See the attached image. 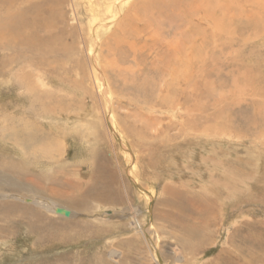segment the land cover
I'll use <instances>...</instances> for the list:
<instances>
[{"label": "rangeland", "instance_id": "374dc122", "mask_svg": "<svg viewBox=\"0 0 264 264\" xmlns=\"http://www.w3.org/2000/svg\"><path fill=\"white\" fill-rule=\"evenodd\" d=\"M158 1L0 0V264H264V0Z\"/></svg>", "mask_w": 264, "mask_h": 264}, {"label": "bare ground", "instance_id": "6f19581e", "mask_svg": "<svg viewBox=\"0 0 264 264\" xmlns=\"http://www.w3.org/2000/svg\"><path fill=\"white\" fill-rule=\"evenodd\" d=\"M3 1V0H2ZM25 1V0H24ZM140 1V0H139ZM123 2V1H122ZM135 2V1H134ZM4 3H6V1L4 2ZM21 3V2H20ZM158 3L159 4H161L162 3V1H158ZM167 3V2H166ZM19 4V3H18ZM124 4H126V3H124ZM135 4V3H134ZM168 4V3H167ZM17 5V4H16ZM130 5V4H129ZM140 5V4H139ZM143 5H145V4H143ZM154 5V4H153ZM8 6V5H7ZM118 6V5H117ZM122 6V5H121ZM138 6V5H137ZM136 6V7H137ZM17 7V6H16ZM115 7V6H114ZM133 7V6H132ZM135 7V8H136ZM143 7V6H142ZM7 8H9V7H7ZM121 8V7H120ZM119 8V9H120ZM129 8V7H128ZM139 8V7H138ZM146 8V7H145ZM10 9V8H9ZM126 9V8H125ZM22 10V9H21ZM111 10V9H110ZM113 10V9H112ZM19 11V10H18ZM17 11V12H18ZM119 11V10H118ZM117 11V12H118ZM133 11H135V10H133ZM145 11V10H144ZM149 11V10H148ZM158 11V10H157ZM8 12H9V10H8ZM20 12V11H19ZM128 12V11H127ZM131 12H132V10H131ZM158 12H160V11H158ZM157 12V13H158ZM6 14H8L7 12H5ZM164 13V12H163ZM11 14V13H10ZM10 14H8V15H10ZM18 15L20 14V13H17ZM116 14V13H115ZM121 14V16H123L122 15V13H120ZM124 14V13H123ZM135 14V13H134ZM141 14V13H140ZM198 14V13H197ZM8 15H6V16H8ZM23 15V14H22ZM117 15V14H116ZM136 15V14H135ZM139 15V14H138ZM147 15V14H146ZM129 14H127L126 16H124V19H129ZM160 16V15H159ZM135 17V16H134ZM157 17V16H156ZM19 17H14V18H10V19H2L1 21H0V33H2L3 35H4V37L6 38L8 35H13L14 33H15V36H16V41L18 40V38L19 39H23L24 41H26V40H28V39H30V38H27V37H25V38H23L22 36H23V34L22 33H20V32H22L23 30H24V28L26 27V25H24L23 23H20V22H17V19H18ZM133 19V18H132ZM120 20H121V18H120ZM134 20V19H133ZM33 23V22H32ZM131 23V22H130ZM130 23H123L124 25L123 26H130ZM126 24V25H125ZM22 26V27H21ZM25 26V27H24ZM30 28V27H29ZM47 28V27H46ZM45 28V29H46ZM128 28V27H127ZM49 29V28H48ZM128 29H130V28H128ZM31 30V29H30ZM121 30V29H120ZM32 31V30H31ZM96 31V30H95ZM126 31V30H125ZM123 32V34L124 33H126V32ZM128 31V30H127ZM116 32V31H115ZM24 33V32H23ZM127 34V33H126ZM129 35V34H128ZM14 37V36H13ZM30 37H31V35H30ZM119 38V37H118ZM127 38V37H126ZM120 39V38H119ZM14 40V39H13ZM31 40H33V39H31ZM118 40V39H117ZM19 41V40H18ZM17 41V42H18ZM24 41H20L18 44H17V46H19V44H22ZM16 42V43H17ZM22 42V43H21ZM27 42V41H26ZM11 43V42H10ZM0 44H2L3 46H4V48H8V46L9 45H11V46H13L12 45V43L11 44H8L6 41L4 42V41H2V40H0ZM1 45V46H2ZM33 45V44H32ZM0 46V47H1ZM7 46V47H6ZM32 48H34V46H31ZM10 49V48H9ZM33 50V49H32ZM177 55V54H176ZM22 56V55H21ZM23 57V56H22ZM176 57V56H175ZM134 59V58H133ZM172 59V58H171ZM174 59V58H173ZM178 59V58H177ZM177 59H176V61H177ZM187 59V58H186ZM175 60H171V62H170V66L168 67L169 69H171V72L169 73L170 74V79L167 81L166 80V82L165 83H167V85H162L161 87H162V90H170L171 89V87L170 86H173V85H176V84H179L180 83V80H178V82H177V78H180V76H185V77H183V79H185V80H188L189 78H190V76H191V74H190V72H189V69L186 67V65L188 64L186 61H185V59H184V61L182 62L181 61V64L182 65H180V63H178V62H180V61H178L177 63L176 62H174ZM135 62V61H134ZM169 62V61H168ZM163 63H166V61H164ZM192 63V62H191ZM169 64V63H168ZM178 64H179V66L181 67H179L178 68ZM15 66V65H14ZM162 68V67H161ZM162 69H164V68H162ZM192 73V72H191ZM95 78V77H94ZM97 79V78H96ZM191 79V78H190ZM100 80V79H99ZM196 82V81H195ZM201 83V82H200ZM185 84V83H184ZM102 86H104L103 87V89L101 88V85L99 86L100 87V90L103 92V96H104V98L106 99V100H108L110 103H111V98H110V91H109V89H108V86H107V83H104ZM141 88H142V91H144V92H148V89H147V86H146V88L144 87V85H142L141 86ZM174 88V87H173ZM34 89V88H33ZM99 89V88H98ZM175 89V88H174ZM35 90V89H34ZM173 91V90H172ZM160 92V91H159ZM168 92V91H167ZM170 92V91H169ZM168 92V94H170ZM181 92V91H180ZM161 93V92H160ZM165 93V92H164ZM161 95V94H160ZM174 95H176V94H174ZM192 95V94H191ZM173 98H174V96H172ZM158 98V97H157ZM179 98V97H178ZM176 99V98H175ZM144 101H145V104L146 103H148V105H152L151 103H153L152 101H154L153 99H151V98H149V96H146L144 99H143ZM181 100V99H180ZM143 101V102H144ZM155 101H157L156 102V104H159V105H161V106H167V103H168V101L166 100V98H162V99H159V100H155ZM173 101V100H172ZM172 101H170V102H172ZM176 101V100H175ZM175 101H173V102H175ZM172 102V103H173ZM177 102V101H176ZM180 102V101H179ZM192 102V101H191ZM150 103V104H149ZM155 103V102H154ZM136 104V103H135ZM134 104V105H135ZM156 104H155V106H156ZM177 104V103H176ZM111 105V108H109L110 110H111V120H110V122H111V124L113 125L112 127H115L116 129H119V130H121L118 126L121 124V122H120V120H119V118H118V116L116 115V113H114V111L112 110V104H110ZM175 105V104H174ZM193 105V104H192ZM200 104H198V106H199ZM139 106L140 105H138V107L137 108H139ZM155 106H153V107H155ZM169 106V105H168ZM202 106V105H201ZM172 107H173V105H172ZM177 107V106H176ZM136 108V107H135ZM143 108H144V106H143ZM146 108V107H145ZM150 108H152V106L150 107ZM164 108V107H163ZM169 108V107H168ZM197 108V107H196ZM201 108V107H200ZM167 109V108H166ZM172 108H170V110H171ZM179 109V108H178ZM152 110V109H151ZM159 110V109H158ZM162 110V109H161ZM176 110V109H175ZM197 110V109H196ZM138 111V110H137ZM174 111V110H173ZM168 113V112H167ZM106 114H107V112H106ZM141 115L143 114V113H140ZM135 115V114H134ZM140 115V116H141ZM171 116H173V115H171ZM152 117V116H151ZM152 118H155V119H157L156 117H152ZM121 119V118H120ZM187 119H189V117L187 118ZM190 120H193L192 118H190ZM201 120V119H200ZM123 122V121H122ZM187 122H189V121H186V123ZM29 124H31V123H29ZM136 124V123H135ZM191 124V123H190ZM189 124V125H190ZM201 125H202V123H201ZM34 126H36V129L37 130H35L34 131V133L33 134H31V135H29V138H28V140L30 139L31 140V142L33 143V146H34V148H38V149H41V151L39 150V152L40 153H42V155H49L50 154V152H51V147H49V145H50V142L48 143L47 141H50V139L47 137V135H39L38 134V131L41 129V126L42 125H34ZM121 126V125H120ZM165 126V125H164ZM195 126V125H194ZM197 126V125H196ZM195 126V127H196ZM190 127V126H189ZM121 128H122V126H121ZM191 128V127H190ZM203 128H204V130H207L204 126H203ZM116 129H114V130H116ZM200 129V128H199ZM119 130H116L115 132H116V134H118V135H120V132H119ZM162 130V129H161ZM123 131V130H122ZM160 132V131H159ZM162 132V131H161ZM204 132V131H203ZM200 133V132H199ZM202 133V132H201ZM206 133H207V131H206ZM123 135V134H122ZM121 136V135H120ZM124 137V136H123ZM209 137V136H208ZM26 138V137H25ZM18 139V138H17ZM27 139V138H26ZM18 140H22V138L21 139H18ZM23 140H25V139H23ZM26 141V140H25ZM126 141V140H125ZM206 141V140H205ZM209 140H207L206 142H208ZM28 142V141H27ZM30 142V141H29ZM53 142V141H52ZM24 143H26V142H24ZM32 143H31V145H32ZM19 144V143H18ZM55 148V147H54ZM37 149V150H38ZM37 150H35V151H37ZM49 153V154H48ZM206 157V156H205ZM22 159V158H21ZM205 160V159H204ZM58 161V160H57ZM103 162V161H102ZM100 163V162H99ZM101 166V165H100ZM99 167V166H98ZM38 168V167H37ZM100 168V167H99ZM103 169H104V173H105V175L101 178V180H103L104 182H102V183H105V180H106V182L108 183L109 181H110V178L112 179V178H115L114 177V173H113V171L111 170V166L108 164V166H103ZM102 170V169H101ZM103 175V174H102ZM96 176H98V175H96ZM100 176V175H99ZM98 178V177H97ZM98 179H100V177L98 178ZM100 180V181H101ZM139 182V181H138ZM251 182V181H250ZM17 183V182H16ZM16 183H11V182H9V181H5V179L3 178V177H0V185H2V184H9V185H13V186H16V187H18L19 188V185H16ZM254 184V183H253ZM106 185V184H105ZM248 185H250V184H248ZM107 186V185H106ZM21 188H22V186H20ZM97 189H99V187H97ZM90 190V192L88 193V194H92L93 192L96 194V196H97V194L99 193V192H96V191H98V190H95V189H93L92 187L89 189ZM88 190V191H89ZM101 193V192H100ZM99 193V194H100ZM108 195V194H107ZM49 204H50V202H49ZM18 205L17 204H7V203H5V204H0V210H4L5 212H6V214L8 215L9 213H14L16 210H18ZM51 207H53V208H51ZM51 210H53V211H55L56 213H60V214H65V215H68L69 214V211H68V209H66V208H64V207H59V206H53V205H51L50 207H49ZM12 215V214H11ZM6 217V216H5ZM132 224H133V227H135L136 226V221L135 220H132ZM252 225H254L255 226V223H251ZM242 225V224H241ZM248 226V225H247ZM246 227V226H245ZM253 226H251L250 228H252ZM242 228V227H241ZM241 228L238 230L239 232H240V230H241ZM244 228V227H243ZM248 228V227H247ZM246 229V228H245ZM254 229H255V227H254ZM263 229V228H262ZM260 229H258V231H256V230H254V231H256L255 233H254V235H252V236H250V238L248 239L249 240V242H248V244H250L251 246H252V248L253 247H255V248H257V249H263L264 248V231H259ZM251 232V231H250ZM239 235H241V233L239 234ZM243 239V238H242ZM247 242V241H246ZM247 246V245H246ZM254 248V249H255ZM261 252V251H260ZM255 253V252H254ZM263 255H264V253L263 252H261ZM263 255H259V254H256V259H257V261L258 262H262L263 263V261H264V256ZM252 256V255H251ZM255 256V255H254ZM237 257H235V261L234 260H232V262H236L237 261V259H236ZM257 263V262H256Z\"/></svg>", "mask_w": 264, "mask_h": 264}]
</instances>
